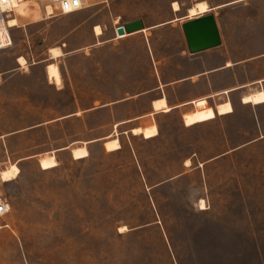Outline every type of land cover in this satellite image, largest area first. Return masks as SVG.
Instances as JSON below:
<instances>
[{"label": "rangeland", "instance_id": "rangeland-1", "mask_svg": "<svg viewBox=\"0 0 264 264\" xmlns=\"http://www.w3.org/2000/svg\"><path fill=\"white\" fill-rule=\"evenodd\" d=\"M86 1L51 16L23 2L12 46L0 50V192L10 206L0 264H264V109L241 110L231 96L230 117L216 118L208 100L147 115L163 93L175 105L231 87L232 76L264 78V0ZM200 1L213 8L222 41L192 54L181 23ZM137 18L165 24L106 42ZM54 47L62 55L50 58ZM219 52L217 67L231 60V76L174 82L208 69ZM250 97L264 102L263 91ZM216 109L232 112L229 102ZM138 126L146 127L133 134ZM113 140L118 148L107 150Z\"/></svg>", "mask_w": 264, "mask_h": 264}, {"label": "crops", "instance_id": "crops-1", "mask_svg": "<svg viewBox=\"0 0 264 264\" xmlns=\"http://www.w3.org/2000/svg\"><path fill=\"white\" fill-rule=\"evenodd\" d=\"M87 2V1H86ZM207 3V2H206ZM233 2H230V3H226V4H223V5H219V6H217L216 8H222V7H226V6H228V5H230V4H232ZM87 5V4H86ZM86 7V6H85ZM84 7V8H85ZM83 8V9H84ZM211 8V11L210 12H208V13H212V10H213V8L212 7H210ZM213 14V13H212ZM213 16H214V18H215V21H216V25H217V28H218V31H219V27H218V21H217V19H216V17H215V15L213 14ZM138 19V18H137ZM141 19V18H140ZM187 19V18H186ZM132 20H135V19H132ZM187 20H189V19H187ZM187 20H185V21H187ZM131 21V20H130ZM142 21H143V19H142ZM185 21H183V22H185ZM128 22V21H127ZM182 22V23H183ZM126 23V22H125ZM143 23H144V21H143ZM181 23V24H182ZM124 24V23H123ZM163 24H165V23H158V24H152V25H149V26H146L145 25V23H144V26H145V28L143 29V30H141V31H137V32H134V33H130V34H124V35H122V37H120V38H117V35H116V31L114 30V36L112 37V38H110V39H107L106 40V42L107 41H110V40H130V39H133L134 37H136V35H138V34H141V33H143L144 35H147V31H150V30H155V29H157V28H159V27H161ZM26 24H23V25H20V27H24ZM95 26H99V25H94L93 26V29L95 28ZM19 27V28H20ZM100 27V26H99ZM101 28V27H100ZM13 29H15V28H13ZM13 29L11 30V34H12V37H14V34L12 33V31H13ZM116 29V28H115ZM102 30V29H101ZM94 32V31H93ZM183 32V31H182ZM103 34V33H102ZM101 34V35H102ZM101 35H96V36H101ZM184 35V34H183ZM219 35H220V31H219ZM184 39H185V37H184ZM220 39H221V35H220ZM222 41V40H221ZM185 42H186V40H185ZM96 44H100V41H97L96 43H95V45ZM147 45H150V41H149V39L147 40ZM186 46H187V44H186ZM59 48V47H58ZM215 48V47H214ZM188 49V48H187ZM212 49V48H211ZM59 50H60V48H59ZM209 50V49H208ZM206 51V50H205ZM60 52H61V50H60ZM201 52H203V51H201ZM190 53V52H189ZM199 53V52H198ZM195 54V53H194ZM216 53H214V55H212V58H211V60H210V62H209V67H208V69H206V70H204V71H199V72H196L195 74H193V75H189V76H186V77H181V78H178V79H176L174 82L177 84V85H179L182 81H184V82H188V83H190V85H192V83L190 82L191 80H192V78H194V77H198L199 79H198V82L199 83H202L203 82V79H202V77L205 75V74H210V76L212 75V71H217V72H225V75L226 76H231L230 74H229V70L233 67V65H234V63L231 61V60H229V61H227V60H225L224 61V63H223V65H221V66H219V67H217V65L218 64H220L221 63V59H222V56H221V54H220V52L219 53H217L216 55H215ZM61 55H62V53H61ZM258 57H261V58H263L264 57V54H261V55H259ZM51 58V57H50ZM227 62H229L230 63V66H226V64H227ZM50 64V63H49ZM48 65V64H47ZM46 65V66H47ZM45 70H46V67H45ZM236 81H235V84L234 85H232L231 87H229V88H225V89H222V90H216V91H209V92H207V93H204V94H197V95H193L191 98H182L183 99V102H181V103H178V104H175V105H169V103H168V100H167V97H166V94L165 93H163V96H161V97H159V98H162V97H165L166 98V102H167V105L168 106H170L172 109L169 111V112H171V111H173V110H175V109H178V108H180V107H185V106H188V105H192V104H189V102L190 101H192V100H197V102L196 103H198V102H200V101H206V100H208V105H210V106H212L213 107V111H214V113H215V115H216V118L217 117H230V116H232V115H234V113H235V106H234V102L231 100V96H232V98H233V100L234 101H238V103L240 104V107H241V110H244L247 106H251V107H255L256 109H258L259 111H262L263 109H264V102L263 103H260V104H255V105H253V104H248V103H244L243 102V98L245 97V96H250V95H253V94H255V93H257V92H259V91H263V93H264V87H263V83H264V78H262V79H258V80H256V81H254V82H252V83H249V84H246V83H241V81L239 80L238 81V78H236L235 76H232ZM201 78V79H200ZM208 83L209 84H211V81H212V79H211V77L209 78L208 77ZM193 81H195V80H193ZM251 84H258V85H260V89H258L256 92H253V93H249V94H245V95H242V96H240V93L241 92H243L244 91V89H246V87L248 86V85H251ZM161 86H163L162 84H160L159 86H157V89H159ZM148 92V91H147ZM224 92H226V93H224ZM144 93H146V92H144ZM236 93V94H235ZM233 94H235V95H233ZM180 96V95H179ZM240 96V97H239ZM222 97H224V99L223 100H221V101H219ZM159 98H157V99H159ZM154 100H156V99H154ZM154 100H152L151 101V109H152V111L151 112H149L147 115L148 116H154L155 114H157V113H169V112H155L153 115H149L150 113H152L153 112V108H152V102L154 101ZM227 102H229L230 103V105H231V107H232V112H230V113H227V114H223V115H219L218 114V112H217V109H216V107L217 106H219V105H223V104H225V103H227ZM196 105V104H195ZM192 112V111H191ZM185 114H190V112H188V113H185ZM184 115V114H183ZM238 117H239V115H238ZM215 118V119H216ZM214 120V119H213ZM212 121V120H211ZM209 122V121H208ZM203 123H205V122H203ZM118 124V126L121 124V123H117ZM198 124H201V123H198ZM150 125H152V124H150ZM155 125V124H154ZM195 125H197V124H195ZM117 126V127H118ZM149 126V125H148ZM192 126H194V125H192ZM134 127H137V126H134ZM138 127H146V126H138ZM157 127V126H156ZM186 127H191V126H186ZM133 128V127H132ZM132 128H130V130L132 129ZM129 130V131H130ZM131 133V132H130ZM132 134V133H131ZM133 135V134H132ZM139 135H141V134H139ZM157 135H158V129H157ZM156 135V136H157ZM134 136H138V135H134ZM155 136V137H156ZM155 137H153V138H155ZM153 138H148V139H146V140H150V139H153ZM105 142V141H104Z\"/></svg>", "mask_w": 264, "mask_h": 264}, {"label": "water", "instance_id": "water-1", "mask_svg": "<svg viewBox=\"0 0 264 264\" xmlns=\"http://www.w3.org/2000/svg\"><path fill=\"white\" fill-rule=\"evenodd\" d=\"M145 28L142 19L128 21L116 27V35L122 36ZM188 51L192 54L205 51L221 44L219 31L212 13L189 19L181 24Z\"/></svg>", "mask_w": 264, "mask_h": 264}, {"label": "bare ground", "instance_id": "bare-ground-1", "mask_svg": "<svg viewBox=\"0 0 264 264\" xmlns=\"http://www.w3.org/2000/svg\"><path fill=\"white\" fill-rule=\"evenodd\" d=\"M17 8H19V5H18V7L15 8V13H16ZM172 9H173V11H179V5L177 2L172 3ZM209 10H210V7L207 5L206 2H204V1L197 2L194 4L193 7H191L189 9L190 19H193V18L199 17L203 14H206ZM51 11H52L51 7L47 6L46 10H44L43 12L47 16H50V14L52 13ZM8 23H9V26L12 28H17V26L19 25L16 18L9 19ZM93 31H94L95 35H101L102 34V30L99 26H95ZM120 37H122V36H117V38H120ZM2 41H3L2 43H4L6 41L5 37H3ZM48 52H49V55L51 58H57L61 55V52H60L58 47L50 48ZM17 63L21 67H24L26 65V60L24 59V57L20 56L17 58ZM229 65H230L229 63L226 64V66H229ZM46 75L49 79H51L53 81V83L55 84V86L58 89L62 88V81H61V77H60V72H59L58 67L55 64L50 63L46 66ZM243 102L249 104V103H252L253 100L250 96H246L243 98ZM152 108H153L154 112H156V111L166 112L168 109L166 98L162 97V98L154 100L152 102ZM131 131L133 134H138V133L142 132L140 127L134 128ZM105 146H106L107 150H115L118 148V142H117V140H113L111 142L106 143ZM186 165H189V161L186 162ZM12 170L14 172H17L18 168L16 166H14L12 168ZM199 205H200V209H203L202 207H204V205H205V202L203 199H201L199 201Z\"/></svg>", "mask_w": 264, "mask_h": 264}, {"label": "built area", "instance_id": "built-area-1", "mask_svg": "<svg viewBox=\"0 0 264 264\" xmlns=\"http://www.w3.org/2000/svg\"><path fill=\"white\" fill-rule=\"evenodd\" d=\"M27 0H0V50L12 46V27L9 19L16 18L15 8ZM36 4L44 11L47 6L52 9L51 15L72 14L82 10L86 6V0H36ZM5 37V42L2 39ZM10 209L8 199L0 192V222L8 214Z\"/></svg>", "mask_w": 264, "mask_h": 264}]
</instances>
